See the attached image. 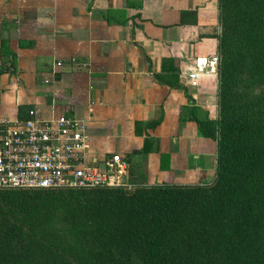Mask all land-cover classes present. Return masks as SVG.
<instances>
[{
  "label": "crops",
  "instance_id": "crops-1",
  "mask_svg": "<svg viewBox=\"0 0 264 264\" xmlns=\"http://www.w3.org/2000/svg\"><path fill=\"white\" fill-rule=\"evenodd\" d=\"M219 33V0H0V117L85 120L90 155H124L133 184L210 183L217 141L197 121L218 117L219 77L187 81Z\"/></svg>",
  "mask_w": 264,
  "mask_h": 264
},
{
  "label": "trees",
  "instance_id": "trees-1",
  "mask_svg": "<svg viewBox=\"0 0 264 264\" xmlns=\"http://www.w3.org/2000/svg\"><path fill=\"white\" fill-rule=\"evenodd\" d=\"M219 21L214 180L0 189V264H264V0H219Z\"/></svg>",
  "mask_w": 264,
  "mask_h": 264
},
{
  "label": "built area",
  "instance_id": "built-area-1",
  "mask_svg": "<svg viewBox=\"0 0 264 264\" xmlns=\"http://www.w3.org/2000/svg\"><path fill=\"white\" fill-rule=\"evenodd\" d=\"M218 54L198 61L188 84L203 72L217 71ZM87 124L71 115L42 118L0 117V189L129 187L127 158L114 152L101 160L89 153Z\"/></svg>",
  "mask_w": 264,
  "mask_h": 264
},
{
  "label": "rangeland",
  "instance_id": "rangeland-1",
  "mask_svg": "<svg viewBox=\"0 0 264 264\" xmlns=\"http://www.w3.org/2000/svg\"><path fill=\"white\" fill-rule=\"evenodd\" d=\"M218 54V53H217ZM218 56H220L219 54H218ZM218 64H219V62H218ZM217 69H218V67H217Z\"/></svg>",
  "mask_w": 264,
  "mask_h": 264
}]
</instances>
